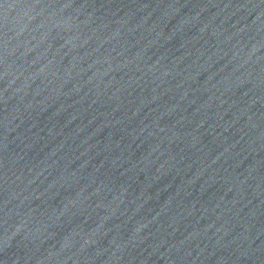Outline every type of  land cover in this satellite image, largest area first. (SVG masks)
Masks as SVG:
<instances>
[{
  "label": "water",
  "instance_id": "95a60500",
  "mask_svg": "<svg viewBox=\"0 0 264 264\" xmlns=\"http://www.w3.org/2000/svg\"><path fill=\"white\" fill-rule=\"evenodd\" d=\"M0 264H264V0H0Z\"/></svg>",
  "mask_w": 264,
  "mask_h": 264
}]
</instances>
